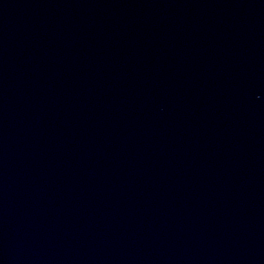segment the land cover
<instances>
[{"label":"water","instance_id":"95a60500","mask_svg":"<svg viewBox=\"0 0 264 264\" xmlns=\"http://www.w3.org/2000/svg\"><path fill=\"white\" fill-rule=\"evenodd\" d=\"M0 264H264V0H0Z\"/></svg>","mask_w":264,"mask_h":264}]
</instances>
